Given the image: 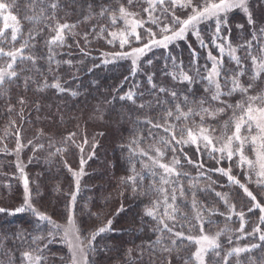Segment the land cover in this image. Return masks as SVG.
<instances>
[{
    "label": "snow or ice",
    "instance_id": "snow-or-ice-1",
    "mask_svg": "<svg viewBox=\"0 0 264 264\" xmlns=\"http://www.w3.org/2000/svg\"><path fill=\"white\" fill-rule=\"evenodd\" d=\"M257 5L264 6V0H257ZM13 7L18 9L16 14L11 10ZM236 10L246 17V25H236L243 39L233 37L229 17ZM69 11L78 13L81 18L69 23ZM0 20V97H9V101L12 86H22L28 91L35 84L36 90L41 92L53 88L72 96L78 94L62 85L59 73L65 65L69 71L75 66L71 58L63 59L71 54L62 49L71 47L67 45V39L78 35L75 30L80 23L97 21L91 32L80 34L86 45L90 43L89 35L106 39L113 45L118 42L121 50L102 53L105 59L101 62L130 60L129 76L132 77L142 70V58L149 52L169 50L176 42L194 37L199 48L206 51L203 64L199 50L191 43L188 44L190 57L187 64L168 51L161 57L165 62L159 69L164 80L157 79V71H145V80L136 84L135 90L129 89L117 97L120 101L130 102L132 111L137 113L132 121V138L127 146H122V150L128 152L129 174L121 177V185L129 188L133 197L148 199L143 216L154 222L151 231L155 239L148 240L146 249L144 245L138 246L135 264H143L145 250L150 254L149 264H154L156 258H161V264H173L174 259L182 264H232L233 257H236V264H240L242 253L264 249V199L257 198L264 194V14L254 16L250 0H19L11 6L0 3ZM202 25L211 28L207 38L201 35ZM234 39L239 42L234 43ZM133 42L140 46L133 47ZM126 46L127 50H124ZM144 63L152 66L153 60L146 59ZM197 86H202L200 95H197ZM17 103L21 106L17 115L23 120L27 101L21 96ZM14 108L15 105L8 102L9 115ZM229 111L231 115L224 120L217 136L216 127L208 121L217 120ZM10 125L15 128V153L18 155L25 145L21 143L16 121L11 120ZM40 134H43L42 130ZM74 136L75 133H70L66 142L75 144ZM87 144L85 137L82 144L76 145L81 153L79 171H73L65 161L76 182V190L70 194L69 226L63 228L61 237L71 254V264H90L89 253L96 251L94 241L112 227L109 219L92 231L85 243L75 226L73 209L80 191V178L84 175L86 160L83 153ZM95 148L93 143L87 159L95 155ZM189 148H194L196 155H206L216 166L205 169L202 159L194 161L188 154L186 149ZM3 150L7 152L6 145ZM64 151L66 149L57 148L50 155ZM249 151L254 153V159L249 158ZM185 164L197 170V178L190 179L187 187L182 182L189 178V173L184 171ZM16 167L23 182L24 201L15 212L30 211L36 217L37 230L44 223L51 225V230L46 237L13 233V248L6 244L10 237L0 234V256L7 257V264H17V260L19 264H45L44 252L48 244L55 241L62 226L34 206L24 166L18 162ZM234 169L238 171L234 172ZM213 174H219L225 181L213 180ZM201 180L207 181L203 188L200 187ZM253 183L260 189L255 195L248 186ZM217 187L221 191H216ZM226 187L229 191H223ZM233 187L242 190L248 198L240 209L230 198ZM120 195H123L122 191ZM209 195L212 197L209 203L200 199ZM217 204H222L225 211ZM182 207L190 208L191 215L183 212ZM244 208L247 213H258V222L250 232L245 229ZM4 212L6 209L0 208V213ZM217 215L229 221L233 216L238 217L236 231L241 235L236 238L250 236L258 242L225 250L220 238L228 231L227 226L214 234L206 230V226L216 223L213 217ZM29 239L34 247L16 257V241L22 246L28 244ZM43 240L47 242L41 245ZM232 243L229 237L227 244ZM132 252L131 248L126 252L130 264Z\"/></svg>",
    "mask_w": 264,
    "mask_h": 264
},
{
    "label": "trees",
    "instance_id": "trees-1",
    "mask_svg": "<svg viewBox=\"0 0 264 264\" xmlns=\"http://www.w3.org/2000/svg\"><path fill=\"white\" fill-rule=\"evenodd\" d=\"M0 3H7L11 6L19 3V0H0ZM250 5L254 16L259 17L264 14V6H258L257 0H250ZM11 10L13 14L18 11L15 7ZM80 18L78 13L71 11L67 16L69 23H75ZM229 19L233 37L243 39V34L236 28V25H246L244 14L236 10ZM101 23L104 22L101 21ZM95 24H97L96 20L80 23L75 30L78 35L69 36L67 39V45L71 47L66 46L62 49L64 53L71 54L70 57L65 55L63 59L71 58L75 66L71 71L66 65L61 69L59 73L61 82L63 86L76 91L78 93L76 96L60 93L53 88H47L42 92L37 91L36 85L33 84L28 91H24L22 86L19 88L12 86L9 93L10 101L9 97H0V208L6 209V212L0 213V234H7L10 237L6 244L8 248H13L11 239L13 233L22 232L25 235L46 237L48 231L51 230V225L46 223L42 224L40 230H37L36 217L30 211L15 212V209L21 207L24 201L23 182L16 167L19 162L24 166V171L28 175L34 206L62 226L55 241L49 243L44 252L45 264H71L67 245L61 237L63 228L68 223V210L71 206L70 194L76 190V182L73 173L65 166V161L73 171H79L81 153L76 145L82 144L85 137L88 140V144L84 145L83 153L86 163L84 164V175L80 178V191L73 209L75 226L80 230L81 238L85 239L92 231L106 224L109 219L112 220L111 230L102 233L94 241L96 251L89 253L90 264H130L126 256L130 248L133 249L132 264H135L139 254L138 246L144 245L146 249L148 240L155 239L151 231L154 222L143 216L148 199L143 196L133 197L131 190L121 185V177L129 174V166L126 163L128 152L122 150V146H127L132 138L134 128L132 121L137 113L132 111L130 102L120 101L117 97L125 94L129 89L135 90V85L145 80V71H157V79L164 80L159 69L165 62L161 57L166 56L168 51L182 58L185 64L190 57L189 43L199 50L201 64L204 63L206 54L204 49L199 48L195 38L189 36L188 41H178L170 46L169 50L154 49L149 52L145 58H142V70L132 77L129 76L130 60H117L109 64L101 62L105 59L102 53L121 50L118 42L113 45L107 43L106 39L89 35L90 43L87 45L84 43L80 34L86 31L91 32ZM0 25H2V20H0ZM121 27H123L122 24ZM201 28V35L207 38L211 28L203 25ZM153 30L156 29L153 28ZM239 39H234V43L239 42ZM77 41H79L78 45ZM132 46L140 45L133 42ZM81 49L84 51L82 52ZM124 50H127V46ZM146 59H152L153 65L149 66L144 63ZM94 65L98 66L94 67ZM73 76L75 79L72 78ZM125 77L129 78L125 80ZM49 79L51 80V75ZM64 81L67 83L64 84ZM168 83L170 84L171 81L169 80ZM197 87L199 89L197 95L202 94V86ZM21 96L27 101L23 109V120L17 115L21 107L17 100ZM8 102L15 105L10 115L7 112ZM229 115H231L230 111L217 120L208 121L216 127L217 136L220 135L223 122L228 119ZM11 120H15L17 127L20 128V140L25 145L18 155L15 153V128L10 125ZM196 121L199 122V117ZM70 133H75L73 138L75 144L70 141L66 142ZM30 140L31 145L28 144ZM93 143L96 144L95 155L87 159L92 152ZM5 145L7 152L3 150ZM141 146L147 147V144ZM57 148H64L66 151L50 155L55 153ZM186 151L194 161L202 159L205 169L216 166L215 162L208 159L206 155L201 157L194 154V148L186 149ZM139 167L140 165L137 164L138 169ZM184 171L189 173V178H184L182 181L187 187L190 179L197 178V170L192 165L185 164ZM235 171L238 170L234 169ZM212 179L225 181V178L220 177L219 174H213ZM206 183V180H201L200 187L203 188ZM248 186L254 195L260 191L254 183ZM37 189L39 195H37ZM121 191L123 195H120ZM216 191H221V189L217 187ZM223 191H229V188L226 187ZM229 194L232 202L236 203L237 209L244 207L248 198L242 190L233 187ZM257 198L264 199V194L258 195ZM200 199L204 203H209L212 197L210 195L207 198L201 196ZM121 206H123L122 211ZM216 206L221 211H225L222 204ZM181 210L191 215L190 208L182 207ZM244 210L246 212L245 229L250 232L258 222V213L250 214L247 213L246 208ZM213 219L216 223L206 226L210 234L226 226L228 228V231L220 238L225 245V250L229 247H243L258 242L250 236L236 238L241 235L236 231L239 228L238 217L233 216L229 221L224 216L217 215ZM229 237L233 240L232 245L227 244ZM46 242L47 240L40 241L41 245ZM85 243H87L86 239ZM16 244L18 246V250H14L16 257H19L20 252L34 247L30 245V239L28 244L20 246L19 241H16ZM181 255H187V253H181ZM149 256L150 254L145 250L143 264H149ZM60 257H63V260ZM239 260L240 264H264V249L242 253ZM0 264H7V257L0 256ZM17 264H19L18 260ZM154 264H161V258H156ZM173 264H182V262L174 259ZM232 264H236V257L232 258Z\"/></svg>",
    "mask_w": 264,
    "mask_h": 264
},
{
    "label": "rangeland",
    "instance_id": "rangeland-1",
    "mask_svg": "<svg viewBox=\"0 0 264 264\" xmlns=\"http://www.w3.org/2000/svg\"><path fill=\"white\" fill-rule=\"evenodd\" d=\"M247 154L249 155V158H251V159H254V158H255L253 152L249 151V152H247ZM68 226H69V225H68V223H67V224L64 226V228H65V227H68ZM67 248H68V247H67ZM68 251H69V249H68ZM69 255H71L70 252H69Z\"/></svg>",
    "mask_w": 264,
    "mask_h": 264
}]
</instances>
